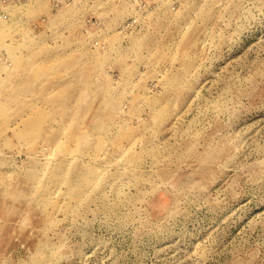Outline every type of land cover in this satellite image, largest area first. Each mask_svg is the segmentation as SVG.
<instances>
[{
	"label": "rangeland",
	"instance_id": "obj_1",
	"mask_svg": "<svg viewBox=\"0 0 264 264\" xmlns=\"http://www.w3.org/2000/svg\"><path fill=\"white\" fill-rule=\"evenodd\" d=\"M0 264H264V0H0Z\"/></svg>",
	"mask_w": 264,
	"mask_h": 264
}]
</instances>
